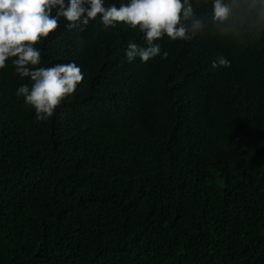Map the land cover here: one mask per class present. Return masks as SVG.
<instances>
[{"label":"trees","instance_id":"trees-1","mask_svg":"<svg viewBox=\"0 0 264 264\" xmlns=\"http://www.w3.org/2000/svg\"><path fill=\"white\" fill-rule=\"evenodd\" d=\"M190 2L206 28L147 62L126 59L138 28L61 18L37 67L84 80L45 121L0 69V264H264V32Z\"/></svg>","mask_w":264,"mask_h":264},{"label":"clouds","instance_id":"clouds-1","mask_svg":"<svg viewBox=\"0 0 264 264\" xmlns=\"http://www.w3.org/2000/svg\"><path fill=\"white\" fill-rule=\"evenodd\" d=\"M212 21L221 25V34L242 37L244 33L264 32V0H212ZM99 20L105 30L126 24L143 33L147 46L129 41L126 59L139 57L147 62L157 56L167 59L156 41L165 35L171 40H192L205 28L190 0H129L105 6V0H0V69L12 60L15 72L29 78L16 90L17 97L35 109L36 119L45 121L77 91L84 80L82 70L75 62L58 63L52 67L41 64V52L34 47L59 27L63 18L66 29L86 26ZM213 68L230 67L223 56Z\"/></svg>","mask_w":264,"mask_h":264}]
</instances>
